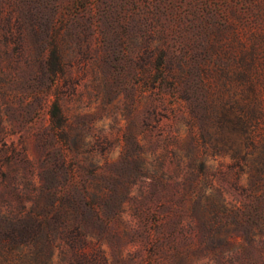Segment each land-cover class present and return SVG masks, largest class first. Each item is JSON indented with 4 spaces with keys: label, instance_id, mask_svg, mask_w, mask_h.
Here are the masks:
<instances>
[{
    "label": "rangeland",
    "instance_id": "rangeland-1",
    "mask_svg": "<svg viewBox=\"0 0 264 264\" xmlns=\"http://www.w3.org/2000/svg\"><path fill=\"white\" fill-rule=\"evenodd\" d=\"M42 187L115 199L82 264H264V0H0V264H75L3 246Z\"/></svg>",
    "mask_w": 264,
    "mask_h": 264
},
{
    "label": "trees",
    "instance_id": "trees-1",
    "mask_svg": "<svg viewBox=\"0 0 264 264\" xmlns=\"http://www.w3.org/2000/svg\"><path fill=\"white\" fill-rule=\"evenodd\" d=\"M45 67L52 82L63 73V67L54 48ZM48 115L53 137L61 145L62 150L67 143L65 132L67 122L58 102H53ZM40 194L44 197L45 203L35 205L30 214H27L28 217L20 215L16 219V224H13L16 227L12 228V234L8 239L6 237L7 243L3 246H16L20 250L29 245L42 246L49 255H52L55 249L63 250L68 246L75 264L89 263V259H86L87 235L76 219H72V223H69V219L71 216L77 217L83 207L89 211L90 216L98 218L97 207L100 205L108 207L115 199L107 198L103 194H90L88 191L83 194L77 191L70 192L64 187H42Z\"/></svg>",
    "mask_w": 264,
    "mask_h": 264
}]
</instances>
